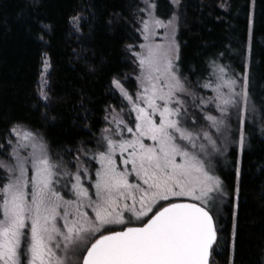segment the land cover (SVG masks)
Here are the masks:
<instances>
[{"label": "snow or ice", "instance_id": "snow-or-ice-1", "mask_svg": "<svg viewBox=\"0 0 264 264\" xmlns=\"http://www.w3.org/2000/svg\"><path fill=\"white\" fill-rule=\"evenodd\" d=\"M39 3L30 0L33 9ZM256 5L248 0L239 73L220 62L223 52L203 69L185 67L187 42L178 39L183 0H167L164 12L161 0H137L130 21L120 13L109 18V26L130 22L136 34L124 46L136 83L130 91V76L110 77L108 91L120 104L103 109V126L93 131L85 108L73 126L87 129V139L63 154L53 153L45 132L24 118L0 129V264H218L223 251L227 264H238L251 130L264 137V99L253 87ZM84 11L68 20L81 36L92 28ZM21 15L39 26L34 38L47 46L52 26L27 10ZM90 53L73 49L95 71ZM52 67L42 52L33 107L44 109L45 121L56 119L49 116ZM221 161L231 183L220 174Z\"/></svg>", "mask_w": 264, "mask_h": 264}, {"label": "trees", "instance_id": "trees-1", "mask_svg": "<svg viewBox=\"0 0 264 264\" xmlns=\"http://www.w3.org/2000/svg\"><path fill=\"white\" fill-rule=\"evenodd\" d=\"M183 2L178 39L187 42L182 48L185 67L203 69L204 61L223 52L220 62L231 65L239 73L247 38L248 0ZM224 2L229 6L227 10L218 6ZM162 4L167 5V0H161ZM133 6L131 0H40L33 9L30 0H0V129L11 118H24L45 132L54 152H61L87 139V129L73 126L74 120L83 121L85 108L88 123L96 124L93 131L102 127L103 109L112 104L118 110L120 104L108 91L109 79L116 72L125 74L130 67L124 51L131 36L130 22L109 26L107 21L114 13L130 21ZM81 8L92 22L91 31L85 26L82 36L68 23ZM25 10L52 26V34L45 37L47 46L34 38L39 26L21 15ZM90 12L95 14L94 19ZM255 12L253 87L259 100L264 99V0H257ZM81 48L94 53L89 54V61L95 71H90L83 60L73 55V49ZM44 51L49 53L53 65L50 83L54 103L49 116H55L54 121L43 120L44 109L33 107L37 103V75ZM250 144L243 177L244 200L238 213V264H259L264 251V137L257 129L251 130ZM221 167L222 178L231 183V169L224 164ZM224 213L230 231L228 206ZM216 259L218 264H227L228 252L223 251Z\"/></svg>", "mask_w": 264, "mask_h": 264}, {"label": "rangeland", "instance_id": "rangeland-1", "mask_svg": "<svg viewBox=\"0 0 264 264\" xmlns=\"http://www.w3.org/2000/svg\"><path fill=\"white\" fill-rule=\"evenodd\" d=\"M133 3H134V6H133V9H131V11L133 12L135 10V4L137 3V0H131ZM161 12H164L167 10V5L166 4H162L161 5ZM131 12V13H132ZM131 17V16H130ZM130 26H131V39H129V41L127 42L128 43H132L133 40H136V34L134 33L133 31V27L130 23ZM125 58L127 60V62L129 63L130 67H129V70L125 73L126 75L130 76L131 77V80L127 82V86L129 87V90L130 91H134L135 90V74H136V66L135 64H133L131 62L130 59H128L127 57V53L125 52ZM40 71H41V63H40V66H39V71H38V75H37V81L39 80V77H40ZM207 95H211V93H206ZM53 151V150H52ZM53 153H60V154H63V151L61 152H54ZM223 165V161H221V166ZM222 168V167H221ZM224 170V169H223Z\"/></svg>", "mask_w": 264, "mask_h": 264}]
</instances>
